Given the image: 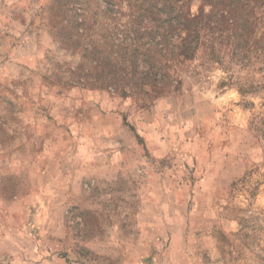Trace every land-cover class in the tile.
<instances>
[{
  "label": "rangeland",
  "instance_id": "1",
  "mask_svg": "<svg viewBox=\"0 0 264 264\" xmlns=\"http://www.w3.org/2000/svg\"><path fill=\"white\" fill-rule=\"evenodd\" d=\"M63 2L0 0V264H264V0H188L197 46L157 92L140 72L164 23ZM90 15L141 42L133 86L60 43Z\"/></svg>",
  "mask_w": 264,
  "mask_h": 264
},
{
  "label": "trees",
  "instance_id": "2",
  "mask_svg": "<svg viewBox=\"0 0 264 264\" xmlns=\"http://www.w3.org/2000/svg\"><path fill=\"white\" fill-rule=\"evenodd\" d=\"M63 1L62 6L68 3L67 0ZM91 1L95 3L98 0H86L85 5L91 4ZM120 1L121 0H117V2H114V0H105L106 7L105 10L102 11V14H107V17H110L114 25L116 23L114 22L115 17L113 16L115 13L122 12L119 7ZM146 1L148 2L147 4ZM146 1L139 0L136 7V0H126L127 7L131 11L130 13H136L141 19V24H136L135 22L127 24L130 25L133 32H146L147 30L153 32L161 23H164L168 31H171V34L165 31L155 32L156 34L152 36V41L148 37L151 43L149 42L148 45H146L144 56L147 62L148 60L150 62L140 73L144 80L143 85H146L145 82L149 81L148 85L152 90L157 92L158 90L162 91L166 89L169 83L167 80L169 76L168 73L164 74L160 72L157 66L164 64L166 67H170V62L172 60L176 59V61H179L180 56H187L190 48L191 52L195 50L198 41V34L196 33H198L199 27V13L196 12V14L193 13L192 15L189 13L187 9L188 0ZM220 5L221 12L224 10L231 13V11H236V8L242 7L244 5V0H220ZM113 6L116 7V11L113 10ZM63 12L66 13V9H63L61 13ZM103 17L104 16H102V18ZM147 21H149V23ZM143 22L145 23V27L142 25ZM104 23L102 22V25L99 26L97 19L94 18L93 15L88 17L84 16L79 23H75L74 27L76 29L73 27V32L69 34L70 40H68V42H66L64 38L66 37L67 39V36L64 31H61L62 28H60L59 33L57 32L59 35L58 38L62 44L65 43L70 47L73 45V52H77V50L79 52L81 51L80 53L85 60L84 62L81 61L78 65V69L86 65L85 69L87 72L85 74L89 76V81L102 85L107 83L112 89L116 87L124 89L122 88L123 84L127 87H131L133 84L130 83L129 80L132 79L133 75L137 72L134 59H132V51L135 50V48L138 50L141 42L138 43V39L131 38L129 40V45H127V47H122V38L103 35V33H105L103 31ZM80 26L82 27L79 28ZM148 27L149 29H147ZM174 31L176 32L175 35H173ZM78 32L82 39L80 41H77L76 37ZM183 33L184 35H182ZM61 37L64 38V41H61ZM173 40L178 43L173 44ZM192 42H194L193 46L191 44ZM119 46L120 48H115ZM86 59H88L87 62H85Z\"/></svg>",
  "mask_w": 264,
  "mask_h": 264
}]
</instances>
